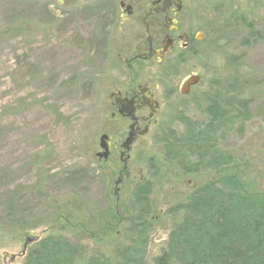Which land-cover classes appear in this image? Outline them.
Instances as JSON below:
<instances>
[{"label": "rangeland", "instance_id": "374dc122", "mask_svg": "<svg viewBox=\"0 0 264 264\" xmlns=\"http://www.w3.org/2000/svg\"><path fill=\"white\" fill-rule=\"evenodd\" d=\"M118 1L0 0V264H23L32 243L24 246L26 239L50 233L83 245L76 264L110 255L124 242L130 193L142 179L153 183L146 262L158 264L181 216L171 209L211 177L166 166L160 134L181 132V116L202 121L211 84L229 81L237 67L257 85L247 96L251 118L220 146L244 160L264 188V0H182V28L200 41L192 52L177 48L161 67L138 63L132 71L119 54L143 40V26L123 21ZM192 73L200 80L183 96L179 86ZM130 81L154 83L160 105L130 146L119 184L128 122L110 95ZM103 133L107 159L96 156Z\"/></svg>", "mask_w": 264, "mask_h": 264}, {"label": "trees", "instance_id": "16d2710c", "mask_svg": "<svg viewBox=\"0 0 264 264\" xmlns=\"http://www.w3.org/2000/svg\"><path fill=\"white\" fill-rule=\"evenodd\" d=\"M243 75L237 67L229 81L211 84L199 108L202 121L181 116V132L160 134L166 166L182 175L207 170L211 177L171 209L181 216L167 234L158 264H264V188L247 173L244 160L220 146L251 118L247 96L257 85ZM152 188L148 179L133 186L124 242L110 255L89 256L86 264H147ZM83 250L82 244L50 233L31 243L23 264H76Z\"/></svg>", "mask_w": 264, "mask_h": 264}, {"label": "flooded vegetation", "instance_id": "af4514ba", "mask_svg": "<svg viewBox=\"0 0 264 264\" xmlns=\"http://www.w3.org/2000/svg\"><path fill=\"white\" fill-rule=\"evenodd\" d=\"M164 1L150 0V6L146 8L144 1H139L138 4H136L135 0L118 1L119 17L123 21L130 19V26L135 24V21L141 23L143 26V40L136 43L132 51L126 52L125 55L119 54L120 61L125 64L126 69L129 71L135 69L138 63H154L161 67L177 48L183 51L191 50L192 52L191 48L194 43L200 41V38L192 31L190 32L182 28L179 20L182 10V0H180V10L176 9L172 1L167 2L166 0L167 5L164 6ZM157 27L160 29L158 33H155L154 29H157ZM119 38L121 39V36ZM113 95L119 96V103L114 105L119 119L127 121L128 127L130 125L134 126L133 131L135 130L136 132L134 137L136 140L140 136L137 132L145 126L148 127L152 118L159 110L160 104L159 99L154 93V83L141 84L130 81L125 89H119L118 87ZM121 99L125 102H130L129 106L132 104L133 111L131 115L127 116L124 111L122 113L119 112ZM143 109H147L146 115L139 114ZM125 155H120L119 150L121 161ZM123 167L124 163L122 161V168L119 171L117 179L119 184L128 175L127 166L126 168Z\"/></svg>", "mask_w": 264, "mask_h": 264}, {"label": "water", "instance_id": "95a60500", "mask_svg": "<svg viewBox=\"0 0 264 264\" xmlns=\"http://www.w3.org/2000/svg\"><path fill=\"white\" fill-rule=\"evenodd\" d=\"M166 1V0H165ZM164 1V6L167 5V3ZM175 5L177 10L181 9V2L180 0H167V2H171ZM164 45V43H163ZM166 46V45H165ZM199 81V76L197 74H191L189 76H187L180 84L179 86V91L182 95H187L189 93V88L192 85L197 84ZM112 96H110L111 98ZM121 101V108L119 109V112L122 113L123 111L125 112V114L127 116L132 114L133 111V107L132 104L129 106L130 102H125L123 99L120 100ZM113 102L114 104H118L119 103V97L115 96L113 98ZM128 103V104H127ZM150 108L152 109V106H150ZM131 129H133V125L130 126ZM147 131V128H144L142 131H139L140 133H144ZM107 135L106 134H102L99 138V146L102 149V152H99L97 154V156L99 158H104L107 159L108 157V147H107ZM134 140V132L131 130L127 133V136L125 137L124 141L121 143L120 147L122 149L121 154H123L124 152L128 151L130 149V145ZM128 156H126L127 158ZM125 158V160H126ZM33 241V239H26V242L24 244V246H26L27 242L29 241ZM4 255L6 256V253H4ZM13 259V257H12Z\"/></svg>", "mask_w": 264, "mask_h": 264}]
</instances>
